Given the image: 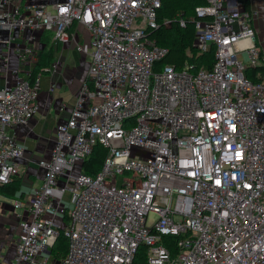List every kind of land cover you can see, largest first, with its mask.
<instances>
[{
  "label": "built area",
  "instance_id": "2783aa9c",
  "mask_svg": "<svg viewBox=\"0 0 264 264\" xmlns=\"http://www.w3.org/2000/svg\"><path fill=\"white\" fill-rule=\"evenodd\" d=\"M161 7L0 0V188L21 173L16 127L39 112L41 87L40 75L10 74L2 34L50 33L90 59L71 115L39 161L41 185L12 200L20 232L9 264H133L141 246L147 264H264V74L246 76L264 67L253 15L237 0L197 7L194 46L216 53L210 70L194 72L160 65L168 49L149 31ZM18 56L28 65L33 50ZM96 146L108 155L89 176L83 164ZM61 232L68 252L58 259ZM164 237L177 238L176 255Z\"/></svg>",
  "mask_w": 264,
  "mask_h": 264
},
{
  "label": "crops",
  "instance_id": "0c3cea01",
  "mask_svg": "<svg viewBox=\"0 0 264 264\" xmlns=\"http://www.w3.org/2000/svg\"><path fill=\"white\" fill-rule=\"evenodd\" d=\"M17 1L52 5L62 0ZM237 1L244 3L243 0ZM248 4V11L253 15L251 22L257 31L256 43L260 53L264 54V0H248ZM43 35L44 33L30 30L2 34L3 40H10L9 71L11 75L15 71L21 72V68L27 73L25 76L31 73L30 63L22 67L18 51L27 47L33 49L40 46L41 50L36 54L39 58L46 47L45 35ZM0 46L3 49L6 47L4 44ZM59 47L61 50L55 54L53 61L59 64L58 70L52 72L50 66L40 74L41 87L37 101L39 112L27 126L16 127L19 141L26 150L24 158L20 161L21 191L16 199L22 195L29 196L36 187L41 185L43 170L39 167V161L50 156L56 141L57 127L69 119L79 89L87 76L89 57L77 53L72 44ZM34 53L35 49H33ZM15 78L16 76H13V80ZM12 200L0 194V264H9L13 260L20 232Z\"/></svg>",
  "mask_w": 264,
  "mask_h": 264
},
{
  "label": "trees",
  "instance_id": "16d2710c",
  "mask_svg": "<svg viewBox=\"0 0 264 264\" xmlns=\"http://www.w3.org/2000/svg\"><path fill=\"white\" fill-rule=\"evenodd\" d=\"M243 1L245 8L248 10V0ZM206 4L207 0H162V7L157 14L159 28L149 31V35L157 41L158 45L168 49V54L159 62L161 63L160 65L172 66L178 70H182L187 64H190L195 66L194 72L200 68L210 70L213 67L215 63V47H212L206 53H200L194 46L196 24L193 17L196 15V8ZM182 18L186 22L185 25L181 23ZM167 21H170V24L166 25L165 23ZM44 34L52 38L50 33ZM45 42L46 47L41 52L40 57L29 75V80L32 82L38 75L42 74V71H45L47 67L53 64L55 54L59 50V45L54 47L52 43V45L50 44V47H48V40H45ZM258 74H264V67L250 68L246 71V76L253 81L258 80ZM107 155V149L102 146H96L92 155L84 162L83 172L89 176L97 175ZM21 180V176H16L10 184L0 188V194L15 199L21 191ZM65 220L66 222L69 220L68 215H65ZM163 241L164 244L171 249L173 255L178 253L176 237H164ZM147 250V247L141 246L133 264H147ZM67 252L68 240L61 232L53 249V253L58 259H62L66 256Z\"/></svg>",
  "mask_w": 264,
  "mask_h": 264
},
{
  "label": "rangeland",
  "instance_id": "374dc122",
  "mask_svg": "<svg viewBox=\"0 0 264 264\" xmlns=\"http://www.w3.org/2000/svg\"><path fill=\"white\" fill-rule=\"evenodd\" d=\"M45 35V34H44ZM46 39L45 40H48V43H49V46L48 47H50V44L52 45V43H53V45H54V47H57V45L55 44V42L53 41V39L49 36H44ZM33 49H35V53L33 54V56H31V58L29 59V61H30V64H31V68H33L34 67V65H35V62H36V60H37V56H36V54L39 52V50H41V47L40 46H36V47H34ZM32 49V50H33ZM59 50H61L60 49V47H59ZM58 50V51H59ZM41 54V53H40ZM80 57H82L81 55H79ZM26 65H22V67H25ZM22 72V73H21ZM21 72L19 73V75L20 76H25V75H27V73L26 72H24V69L23 68H21ZM26 77V76H25ZM20 176V175H19ZM120 179H121V177H120ZM66 197H69L68 195L66 196ZM157 217H156V215H154V214H150L149 215V222H153V221H155V219H156ZM0 262H1V260H0Z\"/></svg>",
  "mask_w": 264,
  "mask_h": 264
}]
</instances>
